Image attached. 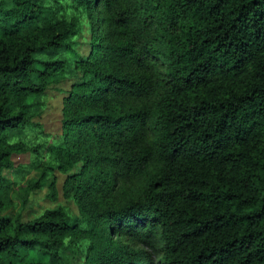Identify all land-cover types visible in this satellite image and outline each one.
Returning <instances> with one entry per match:
<instances>
[{
    "label": "trees",
    "instance_id": "16d2710c",
    "mask_svg": "<svg viewBox=\"0 0 264 264\" xmlns=\"http://www.w3.org/2000/svg\"><path fill=\"white\" fill-rule=\"evenodd\" d=\"M79 1L89 17L95 1L111 9L101 16L105 40L91 59L101 86L80 82L64 99L60 140L49 146L54 165L80 159L72 176L82 189L116 180L152 156L156 169L144 191L104 210L115 218L109 232L125 228L122 211H144L131 225L145 228L141 238L156 258L148 264H264V0H144L155 13L144 10L141 21L155 26L165 46L152 84L127 67L133 54L118 38L127 6ZM52 7L0 0V264H66L74 226L62 205L24 221L1 213L18 190L24 203L52 165L40 161L39 144L15 138L36 125L35 96L74 51L78 26ZM16 151L34 152L23 166L39 171L20 188L5 172L23 167L11 158Z\"/></svg>",
    "mask_w": 264,
    "mask_h": 264
},
{
    "label": "rangeland",
    "instance_id": "374dc122",
    "mask_svg": "<svg viewBox=\"0 0 264 264\" xmlns=\"http://www.w3.org/2000/svg\"><path fill=\"white\" fill-rule=\"evenodd\" d=\"M36 1L53 6L58 16L68 18L78 27L71 36L74 49L72 54L66 51L58 52L60 56L68 54L64 71L57 76L55 82L50 83L42 93L35 96V103L30 111L31 120L36 122V125L25 126L22 132L15 136L22 138L28 144H39L40 161L47 165L52 164L51 168L47 170L46 176L39 185L28 191L24 203L21 194L18 193L21 190H18L13 195L11 207L2 210L1 213L10 217L19 213V219L24 221L39 214L45 208L62 205L74 225L71 235L68 236V246L63 253L66 264H148L150 259L156 261L150 246L141 238L144 237L142 234L145 228L133 226L137 224L138 218L144 216V211L134 216H128L125 210L121 212L122 214H118L117 218L120 217L125 228L114 234L109 232V226L113 224L115 218L110 217L108 212L104 213L106 208L116 204H127L134 196L144 191L146 181L155 173L154 158L148 157L147 163L137 169L129 172L120 171L116 180H110L103 185L95 183L80 189L74 186L73 180L75 181L76 178L72 176L79 170L80 159L75 160L72 166L61 169L53 163L55 153L49 151L50 144L60 140L62 106L71 89L80 82H85L87 86L93 84L95 87L101 86L98 80L95 81L93 73H90L91 59L94 45L96 44V49L99 51L105 40L101 16L102 14L103 18L109 16L111 9L107 10L100 1H95L90 6L92 17H89L87 11L84 12L82 9L83 3L79 0ZM121 3L127 6L129 11L126 27L118 35L126 51H131L133 54V57L128 58L127 67L133 71L146 73L150 77L149 84H152L153 76L160 68L165 46L155 26L142 22L140 14L144 10L146 14L155 12L147 4L144 6V0H121ZM77 9L83 10L82 14H78ZM144 38H148L149 42L144 41ZM135 51L143 57L136 55ZM105 57L104 55L98 57V65L101 66L100 62H103ZM127 100L135 102L136 99L130 95ZM101 153L102 151L97 155L100 157ZM11 158L15 164L23 166L35 160L36 154L32 151H16L11 154ZM5 172L14 180L18 188L26 184L30 177L39 174L38 170L27 169L25 166L13 171L6 169ZM154 234L153 240L158 247L161 241L157 234Z\"/></svg>",
    "mask_w": 264,
    "mask_h": 264
}]
</instances>
